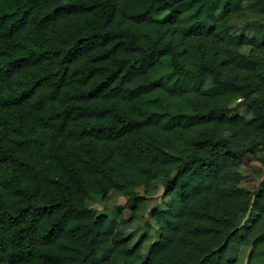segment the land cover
Masks as SVG:
<instances>
[{"label":"trees","instance_id":"obj_1","mask_svg":"<svg viewBox=\"0 0 264 264\" xmlns=\"http://www.w3.org/2000/svg\"><path fill=\"white\" fill-rule=\"evenodd\" d=\"M261 149L264 0H0V264H264Z\"/></svg>","mask_w":264,"mask_h":264},{"label":"rangeland","instance_id":"obj_2","mask_svg":"<svg viewBox=\"0 0 264 264\" xmlns=\"http://www.w3.org/2000/svg\"><path fill=\"white\" fill-rule=\"evenodd\" d=\"M169 15L165 14L159 17V20H168ZM238 34L245 33L252 36L253 33L246 29H238ZM243 52L248 54L250 47H244ZM242 115L247 118L251 117V114L246 111L242 105V100L235 102L227 111V115ZM239 173L241 177V186L249 189L252 192H258L261 188H264V149L258 151L256 156L247 155L240 161ZM148 200L143 205L141 212L137 220H135L129 227L127 234L133 238V243L138 242L140 239L147 236V240L144 242L142 254L147 255L151 245L157 240L158 231L157 225L154 219L151 218L150 213L153 208H166V204L169 202V198L163 195L162 180L159 179L157 189L151 195H148ZM126 198L122 195H115L108 202L101 203L99 197H93L89 200V205L100 211L106 212L109 216H112V210L117 205L124 204ZM255 216V212L249 213L245 220L244 225L249 226ZM235 253L237 254V264H247L250 249L244 246H235Z\"/></svg>","mask_w":264,"mask_h":264}]
</instances>
